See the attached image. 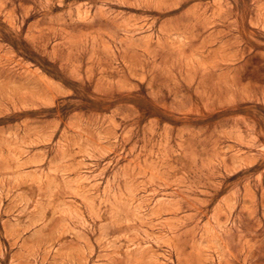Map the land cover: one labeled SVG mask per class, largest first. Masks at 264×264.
<instances>
[{"label":"rangeland","instance_id":"374dc122","mask_svg":"<svg viewBox=\"0 0 264 264\" xmlns=\"http://www.w3.org/2000/svg\"><path fill=\"white\" fill-rule=\"evenodd\" d=\"M0 264H264V0H0Z\"/></svg>","mask_w":264,"mask_h":264}]
</instances>
